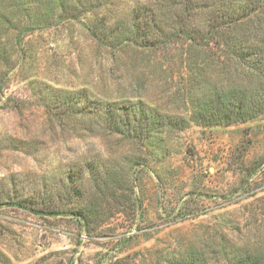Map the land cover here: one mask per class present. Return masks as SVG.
Listing matches in <instances>:
<instances>
[{
	"label": "rangeland",
	"instance_id": "obj_1",
	"mask_svg": "<svg viewBox=\"0 0 264 264\" xmlns=\"http://www.w3.org/2000/svg\"><path fill=\"white\" fill-rule=\"evenodd\" d=\"M173 3L0 0V264H264V112L191 120L221 76L134 19ZM116 106L162 123L113 132Z\"/></svg>",
	"mask_w": 264,
	"mask_h": 264
},
{
	"label": "trees",
	"instance_id": "obj_2",
	"mask_svg": "<svg viewBox=\"0 0 264 264\" xmlns=\"http://www.w3.org/2000/svg\"><path fill=\"white\" fill-rule=\"evenodd\" d=\"M172 7L180 14H167ZM140 9L134 15L140 38L153 29L152 24L157 26L156 17L158 33L165 32L163 21L171 20L179 27L177 33L189 41V69L199 75L207 71L221 76L220 87H203L199 96L192 97L191 120L200 125L232 124L264 112V0H174L173 4H159L158 15L155 13L144 23H140ZM166 40L169 39L158 40V46ZM199 82L203 81L196 80L188 91L194 92ZM144 111L137 106L129 110L119 106L107 108L103 112L105 127L120 133L137 131L144 121H150V113ZM158 117L159 122L153 115L150 118L152 128L162 123V114L158 113ZM229 249L226 257L231 264L256 263L235 247Z\"/></svg>",
	"mask_w": 264,
	"mask_h": 264
}]
</instances>
